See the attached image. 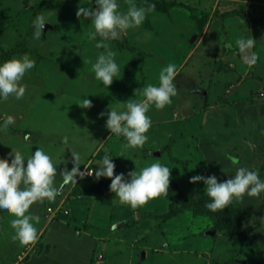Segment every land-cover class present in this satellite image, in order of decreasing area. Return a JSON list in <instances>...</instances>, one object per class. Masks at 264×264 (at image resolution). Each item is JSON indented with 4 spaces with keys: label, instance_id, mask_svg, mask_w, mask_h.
Listing matches in <instances>:
<instances>
[{
    "label": "rangeland",
    "instance_id": "rangeland-1",
    "mask_svg": "<svg viewBox=\"0 0 264 264\" xmlns=\"http://www.w3.org/2000/svg\"><path fill=\"white\" fill-rule=\"evenodd\" d=\"M41 1H0V52L25 37L32 51L14 57L29 56L35 64L34 70L18 85L25 88L22 100L0 98V159L12 155L13 151L27 157L39 146L60 164V169L65 164L69 168L73 166L71 151H74L79 153L81 170L88 164L95 170L99 167L97 162L107 153L115 161L118 172L126 174L135 166L139 168L160 160L171 167L170 176L192 198L206 193L203 181L192 182L189 177L198 172L213 173V167L221 162L227 168V175L220 177L223 172L218 170L214 172L218 179L234 174L240 165L257 169L264 179V133L261 132L264 129V96L261 95L264 91V0H246L243 4V0H175L189 6L176 5L169 12L153 8L142 24L125 30L120 39L107 41L117 51L120 65L117 77L109 85L95 78L91 67L97 54L104 51L103 46L96 47V41L103 38L97 35L89 39V31L94 30L91 18L76 14L81 6L97 7L95 0H47L46 4ZM163 1L151 0L154 5ZM39 3L42 4L36 6L39 12L34 14L33 6ZM118 3L119 10H127L129 0H118ZM135 3L141 6L145 0H135ZM32 16L46 19L39 42H34L33 29H30ZM241 34L256 39L250 51H256L258 59L251 66L241 59L235 45ZM118 40H129L146 52L142 65L137 61V52L118 49ZM228 40L233 44L230 48L225 47ZM170 62L177 65L176 95L163 108L150 107L148 115L152 122L145 144L126 146V139L111 133L105 126L106 115L99 113H106L112 107L122 110L127 99H142L143 86L159 83V70ZM84 97L91 101L89 106L82 105ZM222 108L237 115L236 131L230 123L231 114L221 112ZM8 117L14 119L15 125L5 131L2 125ZM229 127L232 129L228 130ZM233 132L231 148L226 146L229 140L221 138H229L230 133L232 138ZM64 135L69 136L68 144L61 141ZM166 144L171 145L164 151L162 146ZM215 144L227 149H212ZM228 154L239 163L234 164ZM180 160H189L188 170L185 171ZM84 178L85 175L77 174L76 182L58 186L60 190L55 199L39 200L36 205L39 214L26 210L25 214L38 217L32 221L37 229L46 223L44 214L54 219L47 223V231L43 238L35 240L36 244L15 239V229L10 223L15 213L0 212V264H12L20 258L19 252L21 256L24 252L26 255V259L19 260L20 264H198L200 257L204 258L201 264H223L222 259L231 256L234 250L241 259L253 257L247 240L223 235L221 230L217 233L210 215L195 217L191 212L187 215L191 219L190 228L184 217L173 218L176 220L165 226L171 243L182 249L162 251V244L166 242L159 228L145 230L136 238L139 226L123 225L134 219L135 212L141 215V210H147L149 204L152 208H161V195L131 207L120 202L108 185L103 196L92 197L90 209L87 198L79 202L80 209H77L73 201L82 198L73 194L72 188L78 182H88ZM93 178L97 180L95 175ZM237 201L238 205L229 206L230 214L241 222L243 230H251L256 241L264 244V221L261 220L264 192L259 196L245 193ZM112 225L124 230L127 241L122 242L118 237L112 243L99 239L106 237ZM187 230L193 231L188 239L178 240ZM208 230L210 233L205 235L204 231ZM262 244L254 247L256 254H262ZM152 245H161V248L152 251ZM142 248L147 250L146 256ZM189 248L196 253L188 251ZM199 249L204 252L200 253Z\"/></svg>",
    "mask_w": 264,
    "mask_h": 264
},
{
    "label": "clouds",
    "instance_id": "clouds-1",
    "mask_svg": "<svg viewBox=\"0 0 264 264\" xmlns=\"http://www.w3.org/2000/svg\"><path fill=\"white\" fill-rule=\"evenodd\" d=\"M246 3L243 0L242 4ZM97 7L81 6L77 9V16L90 17L94 30L89 31V39L97 35L103 39L96 41V47L103 46L104 51L97 54L91 67L94 76L104 85L112 83L113 77H117L120 65L117 62V51L109 46L108 40L122 38L125 30L142 24L146 15L154 7L151 0H145V4L138 6L135 0H129L126 11L119 10L118 0H95ZM46 19L39 16L35 19L33 28V40L39 42L42 38V30ZM256 39L252 35L241 34L235 40L241 54V59L248 65H253L258 59L256 51H250L255 45ZM232 41L225 42V47H232ZM35 64L29 56L9 58L0 62V97H15L17 101L25 96V88L18 87L27 73L34 70ZM177 65L167 63L159 70V83H147L143 86V98L140 100L127 99L122 110L117 107L110 108L108 112L99 115L107 117L105 126L111 133L123 136L126 146H143L148 140L147 130L151 126V117L148 111L151 106L163 108L172 102L178 88L175 82ZM91 101L84 97L83 106H89ZM15 121L8 117L3 122V130L14 127ZM264 133V129H261ZM64 144L69 143V136L61 137ZM73 166L69 169L67 164L61 169L63 177L61 187L69 182L77 181L85 175L79 163V153L71 151ZM234 164L238 159L228 154ZM14 157V158H13ZM105 153L97 162L99 167L94 170L95 177H110L109 189L119 197L120 202L137 207L146 203L150 198L166 194L170 183V169L166 163L154 160L144 166L130 169L127 174L123 171L116 172L115 161ZM224 171V170H223ZM57 168L48 152L41 147H36L32 153L25 157L19 152L13 151L5 159H0V212L15 213V218L10 220L15 229L14 238L22 243H28L38 239V229L33 224L31 214H25L29 206L37 200H53L59 192V187L54 184ZM92 171H88L91 174ZM225 172V171H224ZM226 173V172H225ZM192 182L203 181L204 192L210 197L205 206L216 211L223 209L233 200H241L246 193L248 196H259L264 192V179L260 177L257 169L246 165L236 167L234 174L226 179H218L216 173L205 175L196 173L189 177ZM23 185V187L21 186ZM264 221V217H261Z\"/></svg>",
    "mask_w": 264,
    "mask_h": 264
},
{
    "label": "trees",
    "instance_id": "trees-1",
    "mask_svg": "<svg viewBox=\"0 0 264 264\" xmlns=\"http://www.w3.org/2000/svg\"><path fill=\"white\" fill-rule=\"evenodd\" d=\"M1 1V0H0ZM43 4L47 2V0H42ZM39 5H42L41 3L33 6L35 9L34 14L39 12V9L36 8L39 7ZM176 5H184L189 6L186 2L181 1H175V0H164L162 3H157L154 7V9H158L164 12H169L170 9ZM149 14V12H148ZM229 14V12H228ZM226 15V14H225ZM35 21V16L31 17V26L30 29L32 31V25ZM13 47L9 49H3L0 52V62H3L6 59L13 58L14 55L18 53H25L28 51H32L30 48L27 47L25 43V37L19 39ZM118 49L120 51H133L137 52V61L141 63L144 62V58L146 56V52L142 50L140 47L136 46L133 42L126 40H118ZM1 98V97H0ZM171 144H166L162 146V150H166L168 146ZM176 159L175 161H177ZM179 162H182L183 167L186 170H188L187 163L189 160H180ZM85 165L82 164L81 167ZM89 166L85 165L84 167ZM84 167L82 169H84ZM118 172V169L115 167L114 174ZM95 173L91 175H85L86 180H88L87 186H81L80 183L74 184L72 188V193L75 195L80 196V198H92L95 195L101 196L104 193V189L106 186L109 185L111 178L110 177H102L97 180L93 178ZM260 175V174H259ZM165 197L169 200L168 209L163 212H158L154 210H141V215L138 219H134L131 222H126L125 226L128 225H139L142 221H149L148 223L151 224V228H161L167 231V226L169 223L175 221L178 218L184 217L185 220H187L186 225L190 228V218H188V213L191 212L195 217L201 216L204 214H208L212 217V220L214 221V229L220 232L222 231L223 235L239 239L241 240H247L248 243L252 246L253 250V257L250 260H247V264H263L264 263V245L262 243H259L255 240V237L253 235V232L251 230L245 231L242 229L241 222L239 220H236L235 217L230 214V207L231 204H239V202L236 199H233L229 205H226L223 209H217L216 211H212L208 209L205 206V202L210 199V197L205 194L200 198H192L189 196V194L183 189L179 181L177 179L170 176V183H169V189L166 194H164ZM231 205V206H230ZM230 206V207H229ZM227 207H229L227 209ZM178 217V218H176ZM173 218H176L173 220ZM152 221H156L157 223H154ZM164 224V225H162ZM193 233V231H186L183 233V235L178 236L179 239H188V237ZM166 234V233H165ZM177 234V233H174ZM262 244L261 250L262 254H256L254 247L256 245ZM178 247L176 244H172L171 247ZM173 247V248H174ZM236 262V257H229L224 264H232ZM19 264V263H18Z\"/></svg>",
    "mask_w": 264,
    "mask_h": 264
},
{
    "label": "crops",
    "instance_id": "crops-1",
    "mask_svg": "<svg viewBox=\"0 0 264 264\" xmlns=\"http://www.w3.org/2000/svg\"><path fill=\"white\" fill-rule=\"evenodd\" d=\"M223 109V108H222ZM221 112H225V111H227V109L226 108H224L223 110H220ZM227 112H229V111H227ZM230 114H231V116L233 117V119H232V117H231V121H230V123L233 125V130L234 131H236V129H237V121H238V118H237V115H232V114H234V112L233 113H231V112H229ZM228 130H230V129H232L231 127H229V128H227ZM240 132H242L241 130H239ZM231 132H232V130H231ZM234 133V132H233ZM215 134V133H214ZM219 136H222V135H220L219 134ZM232 136V134L230 133V137ZM221 138V139H225L226 141L227 140H229V145H226V146H228V147H231V148H233L231 145H230V143H231V139H234L235 138V133H234V136L232 137V138ZM216 141L218 142V144H220V142L218 141V139H216ZM215 148H218V146L215 144V147L214 148H212V149H215ZM234 148H235V146H234ZM219 150H226L227 148H225V149H221V148H218ZM236 150V149H235ZM207 154H209V155H212V156H216V155H214V154H210V153H207ZM218 158V157H217ZM54 162V161H53ZM54 165L56 166V168H57V172L55 173V181H54V184L58 187V186H60L61 185V182H62V179H63V177H62V175H61V169H60V164H58V162H54ZM58 166V167H57ZM63 166V165H62ZM69 168V167H68ZM70 169V168H69ZM218 170H221L222 172H223V174H221L220 175V177H222V176H226L227 175V168L224 166V164L221 162V164H218L217 166H214L213 167V173L214 172H216V171H218ZM226 172H224V171ZM218 178H219V176H218ZM80 183V185L81 186H87L88 185V182H79ZM101 196H103V195H101ZM95 197V196H94ZM161 197H162V203H161V205H162V207L161 208H159V206H157V209H156V207H154V208H152L153 207V205L152 204H149L148 205V209L147 210H154V211H160V212H163V211H165V210H167L168 209V204H169V200L165 197V195L164 194H161ZM87 200H89L87 203H88V208L90 209L91 208V206H92V202H93V198L92 199H90V198H88ZM38 201V202H37ZM37 201H34L30 206H29V208L28 209H30V213H35V215L36 214H39L40 213V211H38V208H37V203H39V200H37ZM73 201V200H72ZM81 201H84V199L82 198V199H77V200H75V201H73L75 204H77L78 205V207H76L77 209H80V204H79V202H81ZM87 203H86V205H87ZM42 205H43V203H42ZM138 207V206H137ZM159 208V209H158ZM43 211V210H42ZM43 213H45L44 211H43ZM130 214V213H129ZM132 215V214H131ZM44 216L46 217V223L44 224V225H42L39 229H38V239L40 240L41 238H43V236H44V234H45V232L47 231V229H48V227L46 226L47 225V223L48 222H51V221H53L54 219H50V217L48 216L47 217V215H45L44 214ZM133 216H134V219H138L139 217H140V215H138V213L137 212H135V215L133 214ZM120 217H122V216H120ZM119 217V218H120ZM133 219V220H134ZM115 220L117 221V220H120V219H118V218H115ZM149 221H147V220H145V221H142V222H140L139 223V228H140V231H138L137 233L138 234H136V238H139V234H141V233H143L145 230V232H149V229L151 230V231H153L155 228L154 227H152L151 228V224H149L148 223ZM152 222H154V223H157L156 221H152ZM122 224V223H121ZM125 224L126 223H123V225L125 226ZM162 225H164V224H162ZM119 228V225H117V226H115V225H112V226H110L109 227V232L107 231V233H106V237H104V238H100L99 237V239L101 240H103V241H107V240H111L110 242L112 243L113 241H115V239H116V237H118L119 239H122V242H124V240L125 241H127L126 240V234L124 233V230L123 231H121V230H119L118 229ZM138 228V229H139ZM214 229V228H213ZM111 230V231H110ZM160 230V232H161V236L163 237V239H164V242H166L165 244H162V251L163 250H168V249H182L180 246H178V247H174V248H172L171 247V245L173 244V243H171V241H170V235L167 233V231L166 230H164L163 231V229H159ZM216 230V229H215ZM215 230H212V233H215L216 231ZM246 231V230H245ZM205 232V235H206V233H210V230H208V231H204ZM166 233V234H165ZM175 235V234H174ZM179 235V233L177 234V236ZM217 236V235H216ZM145 237V236H144ZM106 238V239H105ZM177 239L179 240V238L177 237ZM39 240H38V242H39ZM136 240H138V239H136ZM256 240V239H255ZM139 241V240H138ZM32 242H34V244H36L37 243V241H36V243H35V241H32ZM258 242V241H257ZM39 243H42V241L41 242H39ZM47 243H51V242H47ZM30 244V243H29ZM52 244V243H51ZM124 244V243H123ZM153 244V243H152ZM238 244V243H237ZM239 245V244H238ZM264 245V244H263ZM125 246V245H124ZM158 247H154V245H152L151 246V248H152V251H154V250H160V248H161V245L159 246V245H157ZM252 248V247H251ZM142 249H144V248H142ZM198 250V249H197ZM252 250V249H251ZM188 251H191V252H194V253H196V251H192V249H188ZM27 252V251H26ZM199 252L200 253H203L204 252V250H200L199 249ZM207 252V251H206ZM142 253H143V255L144 256H146L147 255V250L146 249H144V250H142ZM252 254H253V250H252ZM197 255H200V254H197ZM18 256H20V258L18 259V260H16V261H14L12 264H20L21 263V261L19 262V260H24V259H26V258H24V257H26V255H25V252H24V255L23 256H21L20 255V252H19V255ZM100 256V255H99ZM103 256V255H102ZM236 257V261L238 262V264H247V260H250V259H241V257L242 256H240L239 257V254H238V252L236 251V250H234V252L232 253V255L231 256H229V257ZM228 257V258H229ZM240 258V259H238V258ZM28 258V257H27ZM228 258H224V259H222L223 260V264H224V262L228 259ZM204 258L203 257H200V263H198V264H201V261L203 260ZM132 264H134V263H132Z\"/></svg>",
    "mask_w": 264,
    "mask_h": 264
},
{
    "label": "built area",
    "instance_id": "built-area-1",
    "mask_svg": "<svg viewBox=\"0 0 264 264\" xmlns=\"http://www.w3.org/2000/svg\"><path fill=\"white\" fill-rule=\"evenodd\" d=\"M261 95L264 96V91L261 92ZM92 170H93V172L91 174H93L94 173L93 167L86 166L83 169V171H85V175H91V174L88 173V171H92ZM49 210H52V207H49ZM65 212H68V210L65 209ZM100 256H102V254H100Z\"/></svg>",
    "mask_w": 264,
    "mask_h": 264
}]
</instances>
